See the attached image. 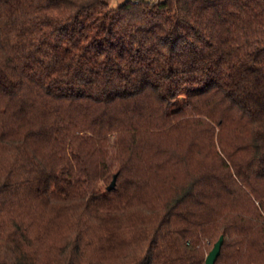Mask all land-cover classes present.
I'll use <instances>...</instances> for the list:
<instances>
[{
	"label": "trees",
	"instance_id": "16d2710c",
	"mask_svg": "<svg viewBox=\"0 0 264 264\" xmlns=\"http://www.w3.org/2000/svg\"><path fill=\"white\" fill-rule=\"evenodd\" d=\"M222 235L215 264H264V0H0V264Z\"/></svg>",
	"mask_w": 264,
	"mask_h": 264
},
{
	"label": "water",
	"instance_id": "95a60500",
	"mask_svg": "<svg viewBox=\"0 0 264 264\" xmlns=\"http://www.w3.org/2000/svg\"><path fill=\"white\" fill-rule=\"evenodd\" d=\"M223 243H224V236L222 235L219 238V240L214 244L211 251L208 253L205 264H215L218 256L220 255Z\"/></svg>",
	"mask_w": 264,
	"mask_h": 264
},
{
	"label": "rangeland",
	"instance_id": "374dc122",
	"mask_svg": "<svg viewBox=\"0 0 264 264\" xmlns=\"http://www.w3.org/2000/svg\"><path fill=\"white\" fill-rule=\"evenodd\" d=\"M109 3V6L111 8H116L119 7L120 5H122L123 3H125L128 0H106ZM111 150L112 152L115 151V147L113 145H111ZM107 182V181H106ZM105 181H100L98 184L99 188L105 189L109 183V181L106 183Z\"/></svg>",
	"mask_w": 264,
	"mask_h": 264
}]
</instances>
